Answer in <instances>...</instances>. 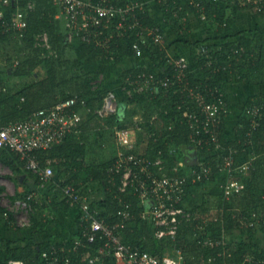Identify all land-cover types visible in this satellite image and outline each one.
Instances as JSON below:
<instances>
[{
	"label": "trees",
	"instance_id": "16d2710c",
	"mask_svg": "<svg viewBox=\"0 0 264 264\" xmlns=\"http://www.w3.org/2000/svg\"><path fill=\"white\" fill-rule=\"evenodd\" d=\"M42 0H12L7 6L9 12L5 19L12 17L17 12H22L27 21V26L22 32V36L16 35L17 32H6L3 27L2 20L0 19V44L4 43L8 35H15L17 43L23 45L22 48L32 50V56L24 61H20L18 65L12 67V71L8 73L7 69L0 73V126L3 123L22 120L31 115L33 112L44 109L54 101L59 102L67 99L72 93H61L55 89L58 87L56 83V75L58 71L54 72L52 63H48V72L43 76L38 71L37 59L41 52L47 53L44 48L35 47L36 35L46 34L51 48L59 49L64 47L68 42L57 25L52 23L54 17L55 6L50 0L47 4L48 8L53 9L49 14V10L43 9L42 16L38 15L37 8L39 2ZM117 5H123L124 0H113ZM166 0L164 3L159 4L162 14L176 10L178 16L179 1ZM185 2L188 0H184ZM199 3L203 13L208 18H213L222 22L216 29L217 31L209 37L197 39L192 41L188 46V54L183 50L178 49L176 46L177 54L175 57L184 56L188 59L191 71L188 73L189 86L198 87L200 92H203L209 100H213L215 96H220L229 106L228 97L224 93L222 87L227 83H240L244 90L248 87L251 88V96L245 99L243 109L240 112L236 123L234 124V137L227 142V146H223L222 133L225 128L226 119L228 116L221 118V125L219 127V137H221L222 149L215 150L213 147L196 148V153L199 156L198 161L193 164H188L184 161L183 148L192 147L191 141L192 131L189 128L184 115L190 112L193 108V101L186 96V90L179 92L182 86L177 84L169 89L160 90L155 95L151 93H131L127 95L121 89L114 91V88L106 86L105 81L100 80L96 87L92 83L97 82L100 77L98 73L85 71L78 73L77 69L68 70L70 72V82L73 83V93L79 94L86 99V107H88L90 114L93 115L89 125L91 127L92 121L96 114L94 113L102 103V98L108 90H113L118 99V112L117 115L105 118L104 125L111 130L114 126L119 128H129L131 121L123 124L120 120L121 113L131 114L135 110L129 111L128 105L135 108L138 106L142 111L144 123L141 125V131L138 133L137 147L134 153L138 156H147L149 158L156 157V152L161 150L163 152L164 160L170 167L175 165L180 166L179 169L183 172V178L186 180L184 185L183 202L180 203V208L183 210L182 216L178 219L177 235L169 238L158 239L154 237L152 226L143 220H140L138 215L143 210V205L138 198V195H133L131 189L126 192L119 193L117 189L118 181L112 185L109 184L106 170L112 163L94 161L89 163L86 161L87 148L86 141L88 133L85 128L81 129L77 135L67 137L60 145L54 146L49 150L35 151L34 156L43 166L46 161H51L54 166L55 173L59 178L65 172L70 173L67 183H71L80 188L81 191L89 188V182H97L99 186H106V198L94 200L90 202L93 209L98 211L99 217L103 218L107 224H118L116 231L120 242L130 248H139L149 252L150 254L161 257L167 251L179 250L184 255L185 259L189 262L198 261V259H206L209 257L215 258L214 264H244V261L250 257L254 259V264H264V248L259 249L250 242L234 243L227 241L228 238L234 237L238 230H248L249 239L255 238V230L260 222L264 235V213L261 217L256 218L255 211L261 208L264 209V198L255 200L252 189V181L257 176L258 172L264 168V94L260 93V88L264 85V27L257 26L253 31L254 34L251 39V44L242 38V32L231 34L232 25L236 22V13L242 12L238 8L237 1L220 0L213 2L212 0H194ZM34 4V8L28 7L29 3ZM38 4V5H37ZM52 4V5H51ZM248 6V5H247ZM241 9V10H240ZM251 13L254 21L257 23L264 20V7L257 10L255 6L250 5L247 7ZM230 10H232L230 12ZM240 10V11H239ZM184 8L181 11L184 13ZM140 20L145 23L144 25H154L155 23L150 18L147 9L144 13L139 14ZM214 16V17H213ZM239 16V15H238ZM41 19V25H35V19ZM258 24V23H257ZM56 27V29H55ZM258 28V29H257ZM163 32V31H162ZM104 33V32H103ZM186 35H183L185 38ZM13 39V37H12ZM149 39L139 40L133 33H126L123 37H116L112 40L110 51L111 55L105 50L95 47L94 43H82L83 49L86 50L89 58L93 62L103 63L106 66L117 68L118 64H122L129 60L130 57H135L137 51L144 53V57L152 62L153 67L157 69L162 68L167 72L166 67L163 66L165 55L168 53L169 45L159 47L157 45L148 44L143 47L144 42ZM139 43V49L134 50L132 44ZM190 42V41H188ZM185 43V42H184ZM70 46H72L70 44ZM73 48V46L71 47ZM188 56V57H187ZM44 61V60H43ZM80 64V63H79ZM83 64H81L82 66ZM100 66V64H98ZM111 67V68H112ZM131 68L125 70L121 76L123 88L126 86V79L128 77H135L141 72L150 70L148 67ZM84 69V68H83ZM56 70V69H55ZM36 74L41 75L40 86L38 89L33 90L34 86L24 82L18 88H10L5 82L12 77L22 78L30 77ZM6 79V80H5ZM35 82V81H34ZM38 82V81H37ZM209 90L214 92V96H210ZM60 94V95H59ZM49 95V97H47ZM250 95V94H249ZM259 105L262 107L261 116L255 120L257 126L252 128V120L247 114L246 109L251 105ZM181 106V107H178ZM39 108V109H38ZM123 109V110H122ZM155 112L164 113L163 116L164 130L161 136L156 134L149 135L148 131L152 128L147 122L148 116ZM183 115V116H182ZM96 121V120H95ZM98 121V119H97ZM97 125L98 122H96ZM153 124V123H151ZM169 125L172 129L168 130ZM85 127V126H83ZM101 127H99L100 129ZM106 133L105 130H102ZM249 134V135H248ZM113 135V134H112ZM201 138H206L203 132ZM143 145V150L139 146ZM230 149L234 150L233 154L234 163L233 170L230 177L226 175V171H222L218 163L223 162V157L230 153ZM240 159H245L251 163L252 178L247 181L249 187L240 191L241 193L231 196L226 199L223 196V187L230 178L237 181L238 178L234 177V173L239 166ZM0 161L6 167L18 174L24 168L23 163L20 161L18 155L6 150H0ZM89 163V164H88ZM208 167L209 174L200 182L192 184V170H199L200 166ZM23 171V170H22ZM180 173V172H179ZM33 178L35 175L29 174ZM89 181V182H88ZM242 184L244 181L241 179ZM210 183L206 190H201L205 184ZM91 183V182H90ZM91 188V187H90ZM0 187V191H2ZM30 188L26 190L25 194L32 192ZM115 195V196H114ZM239 196V197H237ZM128 202L131 205V211L134 214V219L126 221L121 224V220L116 215L120 209V202ZM38 202V199L33 202V207ZM259 204V205H258ZM242 208L243 211H248L251 218L237 219V208ZM215 209L214 213L203 215L200 214L204 210ZM250 210V212H249ZM253 213V214H252ZM35 220V216H31ZM205 221L201 228L196 229V219ZM199 222V221H198ZM258 222V223H257ZM195 226V227H194ZM17 230V229H16ZM77 236H80V229L77 231ZM209 241L213 245H209ZM60 246L59 244H56ZM50 246V245H49ZM49 246L39 245H23L21 247L13 246L12 241H5L0 237V264H10V261H21L24 264H43L41 253L48 250ZM102 247V242L97 239L94 243H85L71 258V264H83L88 259L99 254ZM113 259L106 258L105 261L111 262ZM98 264V263H97Z\"/></svg>",
	"mask_w": 264,
	"mask_h": 264
},
{
	"label": "built area",
	"instance_id": "2783aa9c",
	"mask_svg": "<svg viewBox=\"0 0 264 264\" xmlns=\"http://www.w3.org/2000/svg\"><path fill=\"white\" fill-rule=\"evenodd\" d=\"M11 1L0 0V4L8 6ZM53 1L63 13L67 42L76 39L82 43L93 42L95 47L105 50L110 55L109 49L115 36L123 37L128 32L133 33L139 40L149 39L148 42L143 43V47L148 44L164 47L166 44L160 26L144 25L145 23L140 20L139 14L144 13L148 7V3L142 0H126L123 5H117L113 0ZM153 1L161 4L166 0ZM175 1L173 2L175 3ZM178 1V10L192 7L200 12L203 19L206 18L199 3L194 0ZM212 1L219 2L220 0ZM234 1H237L239 8L253 5L259 10L264 7V0ZM0 19L3 21L2 24L6 32L12 30L17 32L18 36H22L23 30L27 26L22 12H17L8 19H5V15L0 12ZM44 38L47 41L45 34ZM132 48L138 50L139 43L134 42ZM141 53L139 49L137 56ZM163 66L166 67L167 72L160 66L157 69L158 72L147 71L132 78L128 77L122 91H125L127 95L136 92L155 95L160 90L163 91L179 84L182 86L179 92L186 90V96L194 102L190 112L184 115L192 131L190 136L193 147L202 149L204 145H207L215 150L222 149L218 130L221 118L229 114V106L220 96H215L210 101L203 92L199 91L198 87L189 86L190 64L186 57L166 54ZM209 92L213 97L214 92L212 90ZM76 108L85 109L86 99L79 95H73L59 101L52 108L37 110L23 120L3 123L0 126V150L15 153L24 163L25 170L39 177L42 183L47 181L53 176V166L50 161L42 166L34 156V152L52 149L54 146L60 145L71 132L77 131L83 117ZM261 110L262 107L255 104L246 109L253 122L252 128L257 126L255 120L261 116ZM117 112L116 93L113 90H108L95 114L109 117L117 115ZM135 122L134 128H119L117 126L112 128L118 150L112 164L107 169L108 180L114 184L118 181L119 193L131 189L133 195H138L144 207L138 217L152 226V233L156 238L174 237L178 230L179 216L183 214L180 203L183 200L184 185L187 182L183 178V172L179 169L180 166L170 167L164 160L161 150L156 152L155 158L138 156L134 153L137 147L136 134L141 130V126L137 121ZM172 127L169 125L168 130ZM202 132L207 135L206 138H201ZM234 153L235 151L230 149V153L223 157L222 164L218 163L220 169L226 171L228 177L232 174ZM0 166H3L1 162ZM208 174V167H203L201 164L199 170H192L191 183L200 182ZM1 183L0 180V187L3 190L4 187L9 190L8 186L1 185ZM3 190L0 191V218L4 221L12 219V224L16 228L28 227L33 214V202L37 199L36 194L34 192L24 194L22 197L13 198L6 204ZM223 191V196L227 200L231 196L239 194L238 182L228 178ZM62 192V199L70 207L79 210L80 236L68 248L53 246L48 251H43L41 253L43 264H71V258L85 243L91 244L97 239L102 242L99 254L83 264H214L215 258L212 257L189 262L179 250L174 251L173 255L157 257L137 247L125 246L117 235L116 229L119 225H109L99 217L98 211L91 207L88 196L70 186L64 187ZM116 215L121 220V224L134 219L131 205L128 202H120V209ZM208 244L213 245V242L209 241ZM106 258L113 260L106 263ZM9 263L23 264L20 261H10Z\"/></svg>",
	"mask_w": 264,
	"mask_h": 264
},
{
	"label": "rangeland",
	"instance_id": "374dc122",
	"mask_svg": "<svg viewBox=\"0 0 264 264\" xmlns=\"http://www.w3.org/2000/svg\"><path fill=\"white\" fill-rule=\"evenodd\" d=\"M142 1H149V6L150 7H158L159 4L156 3L153 0H142ZM223 1V0H222ZM224 2V1H223ZM239 8V7H238ZM187 10L189 11V16H186V14H181L182 10H179L180 12V16H178L176 10L173 11V13H171V11H169L168 13H164L162 16V22L164 24L165 30H164V37H165V46L169 45L171 48L168 49V55L169 56H176L177 51H176V44L181 43L183 44V35H189L191 34V32L195 33V35L193 36V38H191L190 40L194 41L197 39H202V34H205V31L208 30L207 34H205L206 36L208 34H213L216 30V28L222 24V22L218 21V20H214L213 18H205L203 19L201 14L198 13V11L192 7H187ZM241 10V9H240ZM239 10V11H240ZM232 10H230L231 12ZM239 15V19L243 18V19H248V23L245 24L246 27H248V29H246V32H248L250 34V39H252V36L254 34V30L256 29L257 26L260 25V27H264V20H261L260 23H256L251 15V13L249 12V10L246 8V10L244 11H240L238 13H236V16ZM192 20V24L187 21ZM237 18V17H236ZM196 22L195 25H201V27H196L195 29H191L194 25V23ZM190 28V29H189ZM205 28V29H203ZM258 29V28H257ZM195 30V31H194ZM250 30V31H249ZM43 34H41L39 36V34L36 35V40H35V47H39V48H44L47 50V53L45 52H41L39 54V58L37 59V64H38V71L45 76L48 72V68L47 65L48 63H52V69L54 72L57 71V66L58 67V71H57V75H56V83L58 84V87L55 88L57 90L60 91V94L64 92V94L66 93H72L73 94V83L70 82V72H67L68 70H74L77 69L78 73H84V69H83V65L81 66V61L84 60L83 57H81L80 51H77L76 49H72L70 46V42H68V44H65L64 47L60 48L58 50H54V48H51V45L47 46L45 45V41L43 40ZM80 41V40H79ZM11 43L9 44H4L1 43L0 44V73H2V71H4L5 69H10V67L12 65H14L13 61L14 60H19V61H24L26 59H28V57L32 56V50H27L26 48H22L23 45L17 43V39L15 36H13V39L10 41ZM72 43H74V40L72 41ZM249 44H251L249 42ZM181 46H179L180 48ZM74 48V47H73ZM79 52V53H78ZM140 59V62H136L134 60H132L130 67H133L134 65H142V67L145 66L146 63V58L144 56H138ZM44 60V61H43ZM80 63V64H79ZM128 64V65H129ZM56 69V70H55ZM12 71V70H11ZM9 71V72H11ZM35 74L30 76V77H26L25 79L28 80H24L22 78H17V77H12L10 78L6 83L9 87L11 88H18L20 87L24 82H27L31 85L34 86L33 90L38 89V87L40 86V79L41 75H37L36 71L34 72ZM100 80H102L101 76L98 78L97 82L92 83V86L95 87L96 85H98V83L100 82ZM35 81V82H34ZM38 81V82H37ZM234 85L233 88H235L236 90H234L232 88V90L230 89H223L226 96L228 97V99L232 102V99L230 98V95L232 92H237V100L238 101H242L243 100V95L240 96L239 95V90L244 91V88L242 86V84L238 83V84H232ZM242 88H238V86ZM261 87L263 91H261L262 94H264V85H262ZM115 89V88H114ZM117 91V89H115ZM59 94V95H60ZM71 95V94H70ZM49 97V95L47 96ZM230 104V102H229ZM235 105L237 106V109L242 106L241 102H236ZM119 106V105H118ZM129 108H131L129 111H133L135 110V113L133 115L131 114H125L122 113L120 116V119L122 121L123 124H127L131 121V125H128L129 128H134L135 125V121H137V123H144V118L142 116V111L138 106H135V108H132V106H129ZM141 113V117L137 114ZM137 115V116H136ZM167 115L166 112H164L163 114L160 112H155L153 114H151L150 116H148L147 122L152 125V128L149 129L148 131V136L149 135H153L156 134L158 136H161L164 132V122L163 120V116ZM136 116V118H135ZM236 114L234 113V111L232 110L230 113V117L231 118H236ZM133 117L136 119L133 120ZM87 121V120H86ZM153 123V124H151ZM91 127H92V132L88 133V137L87 140H85L87 143L86 148H87V157H86V161L91 163V162H95L96 164L99 163L100 161H105L106 163L113 158L118 150V146L116 145V142L114 141L113 138V131L112 129L109 130L108 127L103 126L99 129V125L96 124V122L92 121L91 123ZM102 130H105L106 133H103ZM141 131V130H140ZM139 131V132H140ZM137 132V136L138 133ZM153 133V134H152ZM103 137V138H102ZM152 137V136H149ZM232 139V137H231ZM138 140V138H137ZM230 140L229 138H226V140H223V146H227V142ZM104 145V146H103ZM141 148V150H143V145L141 144V146H139V149ZM183 154H184V161L188 164H193L196 163L198 161V155L196 153V148L195 147H186L183 148ZM88 163V164H89ZM251 163H254V161H252ZM249 161L245 160V159H240V163L239 166L236 170V173H234V177L238 178L237 182H238V187L240 188V191L246 189L247 187H249V184H247V181H250V179L253 177L251 174V170L254 169V166L251 168V164ZM64 178H68L70 176V173L65 172L67 170H64ZM25 173L27 174H31L28 171H25ZM8 174L13 175L12 179L8 178ZM18 174H14V172L12 170H10L9 168H7L6 166H0V180H1V185H6L9 187V190L6 189V187H4L3 192L5 193L4 199L6 204H8V202L10 200H12L13 198L16 197H22L23 193L25 191V188H23L22 190H20L21 188L18 186V179L16 176ZM57 175V174H56ZM58 176V175H57ZM241 179L244 181V184H242ZM89 182V181H88ZM91 182V183H90ZM89 182V187H91V192L90 195L88 196L89 200L94 201V200H99V197L102 198V192H100L101 186L98 185L97 182ZM252 189L253 190V195L255 196V200H257L259 197L260 198H264V168H262L257 176L255 177V179H253L252 181ZM210 186V183L207 182V184H205V186H203L201 188L200 191L202 190H206L208 189V187ZM241 193V192H240ZM94 196H99L98 198H94ZM239 197V196H237ZM264 203V201L262 202ZM259 205V204H258ZM237 219H243V218H251L250 216V210L248 213V211H243L242 208H237ZM36 210V209H35ZM215 209H208V210H204L203 212H201L200 214L203 215H208V214H212L214 213ZM36 213V212H35ZM264 213V209H257V211H255L256 214V218L258 216L261 217L262 214ZM34 214V211H33ZM253 214V213H252ZM258 223V222H257ZM259 228H261V224L260 222L257 225V228L255 230V238L250 240L249 239V234H248V230L243 229V230H238L236 232V234L234 235V237H232L231 239L228 238L227 241L230 240V242H233V244L239 243V242H245L248 243L250 242L251 244H253L254 246L256 245L259 249H263L264 248V235L262 233L261 230H259ZM236 245V244H234ZM255 246V247H256ZM244 264H254V259L252 257L246 259L244 261Z\"/></svg>",
	"mask_w": 264,
	"mask_h": 264
},
{
	"label": "crops",
	"instance_id": "0c3cea01",
	"mask_svg": "<svg viewBox=\"0 0 264 264\" xmlns=\"http://www.w3.org/2000/svg\"><path fill=\"white\" fill-rule=\"evenodd\" d=\"M51 1H52L53 5L56 7L55 8L56 12H54V17H53V20L51 21V24L52 23L56 24L57 25L56 27H58L59 30L63 34H65V36H66L67 31H66L65 24H64L63 13L61 12L60 8L54 4V1L53 0H51ZM124 1H126V0H124ZM145 2L148 3L147 11H148L150 18L153 20L155 25L160 26L161 30L164 33L165 27H164V24L161 20L163 14L161 13L159 6L155 7V9H154L153 6L152 7L149 6V1H145ZM50 3H51L50 0H42L41 2H39L38 3L39 8H37L38 15L42 16L41 14L44 13L43 9H46V8L49 10L47 12L48 14L50 12H52L53 9L50 10V8H48V6H47V4H50ZM28 7H32V9H33L34 4L31 2L28 4ZM184 10L185 11L183 14H186V16H189V11L187 9H184ZM244 10H246V9H242V11H244ZM0 12H2L3 15L6 16L7 13L9 12V10L7 9V6L0 4ZM198 13L200 14V12H198ZM25 21H26V19H25ZM187 21H188V18H187ZM248 21H249L248 19H243V18L239 19V16H237L236 22L232 25L231 34L239 33L241 31L242 32V35H241L242 38L247 40V42H251L250 34L248 32H246V29H248V27L245 26V24L248 23ZM188 22H189V24L190 23L192 24V20H190ZM26 23H27V21H26ZM257 23H259V22H257ZM39 24L41 25V19L39 17H36L35 25L39 26ZM195 24H196V22L194 23V25ZM56 27H55V29H56ZM196 27H201V25H195L191 29H195ZM203 29H205V28H203ZM207 31L208 30L205 31V34L208 33ZM216 31H217V29L215 30V32ZM205 34H202L203 38L211 36V34H208L207 36ZM7 35H8V38L4 42V44L11 43L10 41L12 40V37L15 36V35H11L10 33ZM194 35H195V33L191 32V34L186 35L185 38L183 37V44L178 43L175 46H177L178 49L183 50L184 53L188 54V50L190 49L188 45L192 42V40H190V39L193 38ZM45 39L46 38H44V36H43L44 41H45ZM188 41H190V42H188ZM69 44H71L74 47L72 49H76L77 51H80L81 57L84 58V60L81 61V63L83 64V68L85 71L87 70V71H91L94 73H98L99 76H101L102 80L105 81L106 86H109L111 88H115L117 90H119V89L122 90V88H121L122 82H121L120 76L125 70L131 69V68L132 69L137 68L136 66L142 67V65H136V66L134 65L133 67H130L132 60H134L136 62H138V61L140 62L139 57L136 55L135 57H130V59L125 61L124 63L118 64L117 68H113L112 66H111L112 67L111 68L109 66H106L103 63L93 62V60H91L89 58L86 50L83 49L82 42L79 41L78 39L74 40V43L70 42ZM45 45L50 46V42H49L48 38H47V41H45ZM179 46H181V47L179 48ZM54 50L56 51L57 49H54ZM139 56H144V53H141ZM19 62H20L19 60H14L13 61L14 65H12L10 67V69H7L8 73H10L9 71L12 70V67L18 65ZM15 63H17V64H15ZM98 64H100V66ZM145 66L148 67V69L154 73L158 72L157 68L153 67L152 62L149 61L148 59H146ZM190 71H191V69H190ZM159 77H161V76H159ZM232 84H236V83H227V84H224L222 87L224 88V86H225V89L232 90V88L234 87V85H232ZM238 88L240 89V88H242V86L241 87L238 86ZM262 88L263 87L260 88L261 91H263ZM115 89H113V90L115 91ZM233 89L236 90L235 88H233ZM239 91H240L239 95L240 96L243 95L242 101L237 100V92L236 91L232 92L230 95L232 102L228 99L230 102L229 114H228V117L226 119L225 128H224L223 133H222L223 140H226V138H229V137H230V139H231V137H234V124L236 123L237 118L243 109L245 99L248 98V96H251V92H252L250 87H248L247 90H244V91L239 90ZM261 91H260V93H261ZM73 95H79V94L73 93L70 96H73ZM236 102H241L242 106L240 107V109L239 108L237 109V106L235 105ZM56 103L57 102L54 103V101H53L46 108H52ZM76 110L80 111V113L83 117V120L81 122L80 127H78L77 131L71 132L69 135H67V137H69L71 135H77L78 133H80L81 129H83V128H85L87 133L92 132V127H90V125H89L90 121H86V120L93 118V115L90 114L91 111H89L88 107H86L85 109L76 108ZM232 110L237 115L236 118L230 117V113ZM137 115L140 116L141 113L137 114ZM136 116H135V118H136ZM94 118H95L94 122H98L99 127L105 126L104 120L107 117H101L99 115H96V117H94ZM135 118L133 117V120ZM97 119H98V121H97ZM16 121H19V120H16ZM138 124L140 126L142 125L141 123H138ZM83 126H85V127H83ZM88 138L90 140V137H88ZM114 157L111 158L109 161H111V160L113 161ZM108 162H107V164H108ZM50 163H51V161H50ZM46 164H48L47 161L45 162V165ZM23 165H24V163H23ZM45 165H43V166H45ZM22 170L20 173H18L17 176L16 175L15 176L18 179V186L21 188L20 190L25 188L23 195L25 194L26 190H28L29 188L31 190H33L32 192H34L36 194L38 202L35 205L37 207L36 208L33 207L34 214H32L36 218H35V220H32V218H31L30 219V225L28 227H24V228H16L12 224V219L10 221L9 220L4 221L0 218V237L5 241H12L13 246H15V247H21L23 245H28V244L39 245V246H44V247H47L50 245L48 248V250H49L51 247L57 246L56 244H59L61 247L68 248L73 243V241H75L78 238L77 231H78V229H80L79 210L77 208L70 207L62 199L63 198L62 190L64 189V187L70 186V187L75 188L78 192H80L86 196H89L90 193L93 191H91V188L89 187L86 190H83V192H82L80 189L83 186L78 188L71 183H67L68 178L67 179L66 178H62V179L59 178V176H57L55 173L56 171L54 169V166H53V176L43 183H42L41 179L38 180L36 177L33 178L29 174L25 173V171H27V170H25V168H23ZM106 172H107V170H106ZM29 173H31V172H29ZM12 176L13 175L8 174L7 177L12 179ZM61 176H64V175L62 174ZM107 182L109 184L114 185V183L112 181L108 180ZM6 189L8 190V188H6ZM106 191H107L106 186H104V184H103L101 186V189H100V192H102V194H103L102 198H100L99 196H94V198L99 197V199H103V198L105 199L106 195H107ZM182 202H183V200L181 201V203ZM195 222H196V224H194V225H196V229L201 228L202 225L205 223V221L199 220L198 218L195 220ZM176 235H177V233H176ZM163 238L166 239V238H169V236L163 237ZM158 239H162V238H158ZM48 250H45V251H48ZM174 251L175 250L173 248L172 251H167L162 256L173 255Z\"/></svg>",
	"mask_w": 264,
	"mask_h": 264
}]
</instances>
